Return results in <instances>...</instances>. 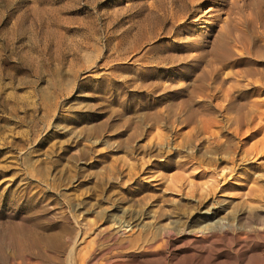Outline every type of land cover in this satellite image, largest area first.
Returning a JSON list of instances; mask_svg holds the SVG:
<instances>
[{
    "label": "rangeland",
    "instance_id": "1",
    "mask_svg": "<svg viewBox=\"0 0 264 264\" xmlns=\"http://www.w3.org/2000/svg\"><path fill=\"white\" fill-rule=\"evenodd\" d=\"M170 1L0 0V264H264V0Z\"/></svg>",
    "mask_w": 264,
    "mask_h": 264
},
{
    "label": "bare ground",
    "instance_id": "2",
    "mask_svg": "<svg viewBox=\"0 0 264 264\" xmlns=\"http://www.w3.org/2000/svg\"><path fill=\"white\" fill-rule=\"evenodd\" d=\"M204 1H213V0H181L180 7L186 11H189V14H195L197 12V6H199L200 3L204 2ZM170 3L171 4L169 6L168 12L165 9V6L161 5V7L159 8L160 10L157 14L154 13V15H153V13L151 12L152 16H149V13H148L146 18H145L144 23L141 26L137 27V29L135 31V35L136 36H142L144 32H146L147 34L149 33L151 35L150 38H155L157 35H159V33H171L172 35H178L182 31V29L185 25V22L184 21H180L178 23L176 22V20L178 19L177 17H180V16L176 14L177 9H175L176 7H174L172 0L170 1ZM214 3H216V0H214ZM258 6H259L258 7V13H257L256 17L260 18V16L264 15V7H261V5H258ZM210 9H211V7H209L206 11H208ZM194 19H197V18H194ZM164 25H166V27ZM188 31H191V30L188 29ZM223 32H224V25H221L219 31L217 32V35L215 36L216 40L214 41L215 42L214 45H223L225 48V38H224ZM195 41L196 42H189V43H187V45H200L201 44L200 39L198 37H197V39L195 38ZM158 45H160V44H158ZM170 45H180V44L175 42V43L170 44ZM221 48H223V47H221ZM199 77H200V75L197 76V80H200ZM254 81H255V83H253V84L251 83L250 87L246 88L245 90H243V93L239 94V96L242 99L246 100V103L248 105H246L245 102H243V104H239L238 106H240V107L243 106V108L245 107L246 110L243 113H241L240 110L236 112V117L238 119L233 118V117L232 118L237 119L238 122H240L241 120H244V119H247L248 122H253L256 119V121L253 122V124H252V129L249 130V132L246 135L250 136V135H254L255 133L262 132L261 139L260 138L259 139L262 142L260 144L264 147V115H263V113L261 114L260 111L257 109L259 102L256 99H250L249 98L252 95H259L260 93H262L264 91V72H261V74H260V79H259L260 82H258L257 80H254ZM225 100H226V103L222 104L221 108H223L225 113H227L230 109H232L235 106V103L232 101L233 99L230 97H228L226 99L224 97V101ZM201 121L203 123L205 122L208 124L209 122L212 121V119L209 117L203 116V117H201ZM247 131L248 130H246V132ZM257 143H258V140H257ZM257 155H258V152H257ZM124 215L130 216V218H133L135 214L130 213V214H124ZM115 221H116V223L121 222V220H119V219H115Z\"/></svg>",
    "mask_w": 264,
    "mask_h": 264
}]
</instances>
